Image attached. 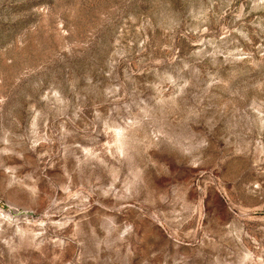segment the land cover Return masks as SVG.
<instances>
[{
    "label": "rangeland",
    "instance_id": "1",
    "mask_svg": "<svg viewBox=\"0 0 264 264\" xmlns=\"http://www.w3.org/2000/svg\"><path fill=\"white\" fill-rule=\"evenodd\" d=\"M0 264H264V0H0Z\"/></svg>",
    "mask_w": 264,
    "mask_h": 264
}]
</instances>
